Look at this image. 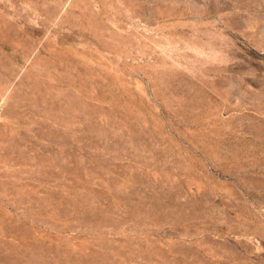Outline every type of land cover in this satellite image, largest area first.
I'll return each mask as SVG.
<instances>
[{
  "label": "rangeland",
  "instance_id": "374dc122",
  "mask_svg": "<svg viewBox=\"0 0 264 264\" xmlns=\"http://www.w3.org/2000/svg\"><path fill=\"white\" fill-rule=\"evenodd\" d=\"M0 264H264V0H0Z\"/></svg>",
  "mask_w": 264,
  "mask_h": 264
}]
</instances>
